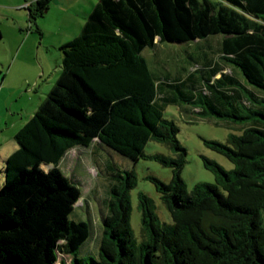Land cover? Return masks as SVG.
<instances>
[{
	"label": "trees",
	"instance_id": "16d2710c",
	"mask_svg": "<svg viewBox=\"0 0 264 264\" xmlns=\"http://www.w3.org/2000/svg\"><path fill=\"white\" fill-rule=\"evenodd\" d=\"M50 1L29 6L34 22ZM215 35H222L221 58L243 80L206 55L185 75L158 76L143 54L157 42ZM59 49L56 81L5 162L0 264H264V0H98L79 34ZM169 103L246 124L226 142L204 140L232 170L203 157L215 182L187 190L181 177L187 152L178 127L163 116ZM94 140L132 161L171 167L168 183L149 177L171 221L161 222L153 200L140 193L144 239L137 242L129 198L136 179L125 171L110 188L98 258L85 260L78 252L91 225L71 218L80 188L58 165L70 148ZM149 140L167 144L175 156L146 154Z\"/></svg>",
	"mask_w": 264,
	"mask_h": 264
},
{
	"label": "rangeland",
	"instance_id": "374dc122",
	"mask_svg": "<svg viewBox=\"0 0 264 264\" xmlns=\"http://www.w3.org/2000/svg\"><path fill=\"white\" fill-rule=\"evenodd\" d=\"M59 11L57 7L52 6L46 12L47 15L44 18L37 19L40 25H44L45 28L42 35L37 32L35 27L32 30L31 25L28 26V29L30 28L27 29L28 32L33 34L31 37H38V42L41 40L39 37H42V42L49 41L50 43V41L63 38L65 39L64 42H67L77 36L80 32V26L84 22L82 17L78 23L65 26L59 36L54 34V21ZM221 38L222 35H215L205 40L197 39L185 43L157 42L154 48H145L143 54L148 59L154 73L158 76L175 77L185 75L188 71L200 67L204 55H206L207 58L216 61L221 66V72L236 73L243 80L240 72L232 69V66L221 58L219 51ZM51 51H55L57 54L56 49ZM188 53L193 54L198 58V61H191L188 58ZM57 76L52 75L50 82L45 84L42 91L43 100L54 85ZM241 109L243 112L248 111L244 107ZM198 110V108L192 109L190 106L187 110L185 104L169 103L163 112L164 118L172 120L178 127L177 138L187 152L186 162L181 170V177L188 191L197 182H215V175L204 166L203 157L217 162L225 170H232L234 167V164L225 155L208 147L204 140L226 142L229 134H240L246 126V124L243 125L239 122L234 124L225 117L200 113ZM261 119L264 121L263 117ZM246 120H250V118ZM143 150L146 154L160 153L166 156H175L172 148L155 140L147 141ZM58 166L61 173L80 188V197L75 203L71 218L86 220L91 225L90 236L78 252V255L85 260H88L90 256L98 258L99 244L102 237V216L107 213L110 188L122 181L121 176H124L125 171H133L136 179L135 185L129 190V198L131 206L130 224L137 242L144 239L139 202L140 193H144L153 200L155 212L161 222L170 223L171 221L169 212L160 200L159 193L149 177L153 176L168 183L172 178V169L157 160L141 157L137 161H132L94 140L88 147L78 145L70 148L61 158ZM43 167L48 168L46 165H43ZM66 259L69 261V257H66Z\"/></svg>",
	"mask_w": 264,
	"mask_h": 264
},
{
	"label": "crops",
	"instance_id": "0c3cea01",
	"mask_svg": "<svg viewBox=\"0 0 264 264\" xmlns=\"http://www.w3.org/2000/svg\"><path fill=\"white\" fill-rule=\"evenodd\" d=\"M36 1L0 0V186L4 182L5 162L19 147L17 132L35 114L43 100L45 84L52 75L59 74L62 66L63 54L59 47L65 39L49 43L39 37L38 42V37H31L33 34L28 32L30 25L32 30L39 28L36 30L40 35L45 32L44 25L39 20L34 22L30 16L29 6ZM97 1L51 0L39 19L52 6L57 7L60 11L53 32L59 36L65 26L78 23L81 17L85 22ZM54 49L57 54L51 51Z\"/></svg>",
	"mask_w": 264,
	"mask_h": 264
},
{
	"label": "water",
	"instance_id": "95a60500",
	"mask_svg": "<svg viewBox=\"0 0 264 264\" xmlns=\"http://www.w3.org/2000/svg\"><path fill=\"white\" fill-rule=\"evenodd\" d=\"M46 166H47V167H51L52 165H51V164H47Z\"/></svg>",
	"mask_w": 264,
	"mask_h": 264
}]
</instances>
